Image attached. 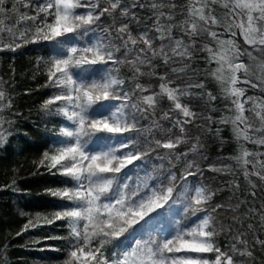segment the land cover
I'll list each match as a JSON object with an SVG mask.
<instances>
[{
	"label": "snow or ice",
	"instance_id": "snow-or-ice-1",
	"mask_svg": "<svg viewBox=\"0 0 264 264\" xmlns=\"http://www.w3.org/2000/svg\"><path fill=\"white\" fill-rule=\"evenodd\" d=\"M42 43L56 53L37 58L52 90L40 111L63 119L37 167L72 183L47 190L69 202L45 218L65 222L67 235L50 237L65 242L61 264H264V0H0V52ZM198 52L216 64L208 75L229 102L218 123L240 144L228 158L236 169L201 165L206 146L191 129L213 132L217 121L185 98H206L211 112L217 96L187 82ZM12 107L0 87V148ZM206 171L236 179L214 189ZM224 190L231 195L215 202Z\"/></svg>",
	"mask_w": 264,
	"mask_h": 264
},
{
	"label": "trees",
	"instance_id": "trees-1",
	"mask_svg": "<svg viewBox=\"0 0 264 264\" xmlns=\"http://www.w3.org/2000/svg\"><path fill=\"white\" fill-rule=\"evenodd\" d=\"M177 2L183 3V0H177ZM147 14V10L141 12V15L145 17ZM223 38L229 37L225 34ZM5 39H7L6 34ZM236 39L241 47H246L242 37L237 36ZM208 43L211 46L212 42L208 41ZM55 53L56 46L51 43L28 44L14 53L0 52V80L3 82L0 83V87H3L12 98L13 104L11 113H5V119L14 122L8 143L0 148V264H61L65 257V242L50 239V237L67 235V228L62 227L65 222L55 221L53 224H47L45 218L52 219L53 213L60 210L58 205L69 202L49 195L47 190L71 187L72 183L64 184L62 182L64 177L52 175L44 167H37L43 152L51 146V138L55 136L53 129L59 128L63 119L48 117L40 111L41 104L52 95V90L43 87L46 83L44 65L41 63L38 66L37 58L47 59ZM205 56L204 52L196 54L192 67L197 71L195 74L189 73L191 79L187 82L203 81L205 84L203 91H211L217 96V100L212 105L216 110L209 111V107L205 104L206 98H185V102L189 103L199 115L210 114L217 122L211 124L213 132H202L200 128L192 127L191 133L199 134L206 146L203 154L207 159L201 161L202 167L207 169L209 164L217 167L228 164L236 169V161L228 158L238 155L240 144L235 140L230 125L218 123L222 116L231 115L226 109L229 102L220 98L222 94L219 85L208 75V72L216 68V64L208 65L204 59ZM122 73L130 75L127 69H122ZM158 83L157 80L152 81L153 88L156 90H158ZM240 86L247 87L243 84ZM246 94L260 95L257 90L251 88ZM168 104L169 102L165 99L162 107L166 109ZM15 113L21 115L17 116ZM246 115L251 114L246 113ZM207 126L204 125V127ZM216 128L221 129L219 136L214 134ZM245 147L255 149L252 144H245ZM149 171H151L150 167ZM205 176L214 189H223L226 182L236 179L225 173L207 171ZM237 176L239 182L243 184V177L238 170ZM13 181H15L14 186L20 191L12 190ZM230 195L231 193L227 190L219 191L214 201H224ZM173 214L176 219L180 218L183 215L182 205H175ZM37 217L40 218L39 227L30 228L20 236L16 235L17 232H21L29 219L36 222ZM172 218L169 216V221ZM123 239L122 237L121 240ZM219 243L221 246L224 245L223 238ZM4 245H7L6 249ZM57 248L61 250L56 251ZM257 256L261 258L259 251Z\"/></svg>",
	"mask_w": 264,
	"mask_h": 264
},
{
	"label": "rangeland",
	"instance_id": "rangeland-1",
	"mask_svg": "<svg viewBox=\"0 0 264 264\" xmlns=\"http://www.w3.org/2000/svg\"><path fill=\"white\" fill-rule=\"evenodd\" d=\"M150 183V182H149ZM178 219H180V218H178Z\"/></svg>",
	"mask_w": 264,
	"mask_h": 264
}]
</instances>
